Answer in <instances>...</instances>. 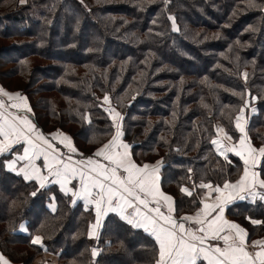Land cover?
I'll use <instances>...</instances> for the list:
<instances>
[{"label":"trees","instance_id":"trees-1","mask_svg":"<svg viewBox=\"0 0 264 264\" xmlns=\"http://www.w3.org/2000/svg\"><path fill=\"white\" fill-rule=\"evenodd\" d=\"M0 85L27 98L42 133L70 136L79 158L116 134L107 95L135 163L161 162L175 216L192 215L201 183L223 187L243 172L240 158L212 144L219 127L239 142L236 117L254 109L247 136L264 145V0H0ZM8 158H0V253L11 262L155 264L147 232L109 214L89 236L93 208L7 171ZM259 171L264 179V157ZM228 214L249 241L264 238L262 202L235 203ZM36 236L47 251L31 243Z\"/></svg>","mask_w":264,"mask_h":264},{"label":"snow or ice","instance_id":"snow-or-ice-1","mask_svg":"<svg viewBox=\"0 0 264 264\" xmlns=\"http://www.w3.org/2000/svg\"><path fill=\"white\" fill-rule=\"evenodd\" d=\"M20 2L24 3L25 0ZM169 19L173 22V31H178L175 19L171 16ZM243 75L246 79L247 73ZM0 97H6L8 101H17L6 104L4 99H0V156L12 151L15 146L22 148V154L8 161L6 168L17 171V162L26 161L17 173L23 174L25 180L38 181L40 188H45L47 184H58L66 194L71 193L73 197L83 199L86 204H94L96 223L91 226L89 236L97 235L96 229L101 225V217L112 212L118 213L129 224L143 228L154 237L158 245V258L155 264H198L200 261H207V264H264V240L253 241L252 246L259 250L254 254L249 253L246 230L226 220L223 215L227 204L236 199H245L241 193L247 192L253 200L258 197L264 201V193L255 191L257 186L264 189V179L260 178L258 172L251 170L258 163L257 153L259 157H264V147L259 149L252 147L241 123L243 109L236 117V128L243 134L238 144L227 147L219 139L211 141L225 159L227 152H234L243 160V174L235 182L225 181L223 187L201 183L198 187L210 189L209 196L211 192L218 194L215 203L202 201L203 208L194 216L186 215L177 220L171 214L174 211L173 197L166 195L159 188V177L156 173L161 162L141 167L132 161L128 151L130 146L120 140L122 132L118 122L114 123L116 134L108 143L98 148L92 156L74 162L71 156L65 157L52 143L53 140H59L60 144H64L75 153L77 149L72 146L70 137L57 131L50 134V140L27 116L14 115L9 111L17 109L31 112L26 97L19 92L9 93L2 87ZM104 103H109L107 95L104 97ZM106 111L113 114L114 121L123 119L114 109L109 108ZM222 132L223 128L217 129L218 134ZM225 138L231 140L227 133ZM96 157H101L107 163H102L95 159ZM41 159L42 165H38L37 161ZM45 171L47 174H44ZM49 177L52 179L49 180ZM75 179L79 180V190L68 187ZM181 191L188 196L193 195L188 188H181ZM162 201L167 206L168 214L161 211ZM184 222H190L198 227H186ZM251 222L261 223L258 220ZM209 239L223 241V247L205 246ZM31 243L47 251L40 236L33 238ZM92 254L97 255L95 249ZM0 261L8 264L3 256H0Z\"/></svg>","mask_w":264,"mask_h":264},{"label":"crops","instance_id":"crops-1","mask_svg":"<svg viewBox=\"0 0 264 264\" xmlns=\"http://www.w3.org/2000/svg\"><path fill=\"white\" fill-rule=\"evenodd\" d=\"M0 87H2V86L0 85ZM2 88H3V87H2ZM3 89H4V88H3ZM4 90L7 91V92H9V93H17V92H11V91L6 90V89H4ZM23 96H24V95H23ZM24 97H25V96H24ZM0 99H4L5 102H6V104H8V103H13V102H17V101H8L6 97H0ZM26 100H27V98H26ZM27 104H28V106L30 107V105H29V103H28V100H27ZM9 111L12 112L14 115H23V116H27V117L33 122V120H32V111H31V112H27L26 110H17V109H9ZM254 111H255L254 109H251L250 112H248V111H246V110L243 111V119L241 120V123L244 125V127H245V132H246V133H247L246 126H247L248 119L251 117V115H253V114L255 113ZM33 123H34V122H33ZM34 124H35V123H34ZM36 127H37V126H36ZM224 131H225V130H224ZM55 133H56V132H55ZM60 133H62V132H60ZM225 133H226V131H225ZM43 134H44V133H43ZM44 135H45V136H48V138L51 140V136H50V134H49V135L44 134ZM65 135H66V134H65ZM227 135H228V134H227ZM241 135H243V134L241 133ZM67 136H68V135H67ZM217 136H218V139L221 141V143H222L223 145L227 146V147H231V146L234 145V144H238V142L236 143V142H234L232 139H231V140L226 139V138H225V134L222 136L221 134H218V133H217ZM228 136H229V135H228ZM68 137H70V136H68ZM70 139H71V137H70ZM120 139H121V142H122V143H125L122 137H120ZM216 139H217V138H216ZM249 141H250V139H249ZM52 143L55 144V145L59 148L60 152L63 153L65 157H67V156H71L74 162L83 159V158H79V157H77V156L75 155L76 152H75V153L71 152L70 149H69L67 146H65L64 144H60V143H59V140H53ZM71 143H72V146H74L72 139H71ZM250 143H251V141H250ZM125 144H126V143H125ZM251 145H252V147L256 148L252 143H251ZM215 146H216V145H215ZM262 147H264V145H263ZM216 149H217V146H216ZM256 149H258V148H256ZM120 150L123 151V149H120ZM128 151H129V154H130V158H131V160L134 161V160H133V157H132L131 147H129ZM218 152L220 153V151H218ZM77 153H78V152H77ZM229 153H230L231 155L236 156L234 152H229ZM18 154H22V148H20V146H15V148H14L12 151H10V152H8V153H5V154L3 155V156H5V155H6V156H9V158L5 161V168H6V163H7L8 161L12 160V159H15V156L18 155ZM220 154H221V153H220ZM222 156H223V155H222ZM257 156H258V163H257L256 167H255V168H252L251 170H252V171H256V172L259 173V172H260L259 169H260V166H261V162H262V158H263V157H259V154H258V153H257ZM1 157H2V156H0V158H1ZM236 157L240 158L239 156H236ZM95 159L100 160L102 163H107L106 161H103V159H102L101 157H96ZM240 159H241V158H240ZM241 161L243 162L242 159H241ZM134 162H135V161H134ZM25 163H26V161H18L17 164H16V169H17V171H10V170H8L7 168H6V170L9 171V172H11V173H14V174H16V175H19V176H21V177L24 179L23 174H17V173H18L19 169H20L21 167L24 166ZM250 163H251V162H250ZM37 164H38V165H42V159H41V160H38V161H37ZM156 164H157V163H156ZM156 164H152V165H156ZM243 165H244V163H243ZM141 167H142V166H141ZM161 170H162V166H161V163H160L159 171H158V173H156V175H158V177H159L158 184H159V188H160V190L162 191V189H161V185H160V182H161V176H162ZM44 174H47L46 171H45ZM242 174H243V172H242ZM259 174H260V173H259ZM260 178H261V177H260ZM51 179H52V178L49 177V180H51ZM261 179H262V178H261ZM24 180H25V179H24ZM25 181H27V182H36V183L39 185V182L36 181V180H25ZM52 186L57 187V188L59 189V191H60L63 195L72 197V198L75 200V202H82V203L85 204V206L90 207V208H93L94 211H95V205H94V204H86V202H85L83 199H79V198L73 197L71 193H67V194H66L64 191L61 190V188H60V186H59L58 184H47V186H46L45 188H42V189H47V188H50V187H52ZM68 187H69V188H73V190H79V187H80L79 180H78V179L72 180V182L68 185ZM213 187H214V186H213ZM205 191H206V192L204 193V195H203V197H202V201H203V202H206V203H215V198H216V196H217L218 194L215 193V192H211V194H210V196H209L210 189L205 188ZM255 191L260 192V193H264V189H260L259 186H257V188L255 189ZM162 192H163V191H162ZM163 193H164V192H163ZM166 195H167V194H166ZM241 195H244V196H245V199H243V200L236 199V200L232 201L231 203L227 204V205L224 207V214H223V215H224V218H225L226 220H228V221H230V222H234V221L231 220V218H230V216H229V214H228V209H229L230 206H232V205L235 204V203H241V202H245V203L262 202V203L264 204V201H261L258 197H257L255 200H253L252 197L249 196V195L247 194V192L241 193ZM150 206H154V205H151V204H150ZM173 208H174V211H173L171 214H172V216H173L175 219L179 220L180 218H177V217L175 216V203H174V200H173ZM202 208H203V203H202L201 208H200L198 211H200ZM161 211L164 212L165 214H168V213H167V206L164 204L163 201L161 202ZM198 211H197V212H198ZM130 212H131V209L128 210V213H130ZM197 212H196V213H197ZM95 213H96V211H95ZM128 213H126V214H128ZM196 213H193L192 215H188V216H194ZM109 214H116V215H118V216L121 218V216H120L118 213H112V212H109L107 215L101 217V225L103 224L105 218H106ZM213 215H215V213H214ZM183 217H184V216H183ZM121 219H123V218H121ZM123 220H125V219H123ZM125 221H127V220H125ZM95 223H96V222H95ZM95 223H94V224H95ZM184 223H185V226H186V227H192V228H196V227H198L197 225H195V224H191L190 222H184ZM234 223H236V222H234ZM94 224H92V225H94ZM236 224H237V223H236ZM101 225H100V227H101ZM131 225H132V224H131ZM238 225H239V224H238ZM100 227H99V228H100ZM240 227H241V226H240ZM99 228L96 229L97 234H98V230H99ZM135 228H136V227H135ZM137 229H142V230H144L143 228H137ZM91 230H92V228H90V231H91ZM147 233H148V232H147ZM148 234H149V233H148ZM149 235H150V234H149ZM96 236H97V235H95V236H91V237L95 238ZM153 238H154V237H153ZM41 239H42V238H41ZM260 240H264V238H261V239H253V240H250V241H249L248 236H247V251H248L249 253H252V254H254L256 251H258L259 248L253 247V246H252V242H253V241H260ZM42 242H43V241H42ZM208 245H212V246L219 245V246L223 247V241H220V240H211V239H209L208 241H206V245H205V246H208ZM38 246H39V245H38ZM0 256H3L4 260H6V261L8 262V264H15V263L11 262L8 258H6L4 255H2L1 253H0ZM200 262H204V264H207V261H200ZM200 262H198V264H199ZM56 263H57V260H56L55 258H54L51 262H49V264H56ZM0 264H3V261H0Z\"/></svg>","mask_w":264,"mask_h":264},{"label":"rangeland","instance_id":"rangeland-1","mask_svg":"<svg viewBox=\"0 0 264 264\" xmlns=\"http://www.w3.org/2000/svg\"><path fill=\"white\" fill-rule=\"evenodd\" d=\"M249 105V104H248ZM106 107H107V109H109V108H111V109H114L109 103H106ZM115 110V109H114ZM115 112H118L117 110H115ZM120 113V112H119ZM121 115V114H120ZM110 116H111V118H112V120H113V122L114 123H119L120 124V130H121V125H122V120H116V121H114V119H113V114H110ZM122 117H123V115H121ZM219 128H222V127H219ZM224 129V128H223ZM116 131H117V129H116ZM122 132V131H121ZM219 134H221L222 136L225 134V131L224 132H222V133H219ZM122 137V136H121ZM217 139H218V136H217ZM121 140V139H120ZM216 147V146H215ZM218 151V150H217ZM75 155L76 156H78V153L76 152L75 153ZM226 155L228 156V155H231L229 152H227L226 153ZM224 156V155H223ZM225 157V156H224ZM260 173V172H259ZM243 229H245L242 225H240ZM246 230V229H245ZM247 232V231H246ZM57 264V263H56Z\"/></svg>","mask_w":264,"mask_h":264},{"label":"water","instance_id":"water-1","mask_svg":"<svg viewBox=\"0 0 264 264\" xmlns=\"http://www.w3.org/2000/svg\"><path fill=\"white\" fill-rule=\"evenodd\" d=\"M96 252H97V255L93 256L94 260H97L98 257H99V254H100V251L99 250H96Z\"/></svg>","mask_w":264,"mask_h":264}]
</instances>
